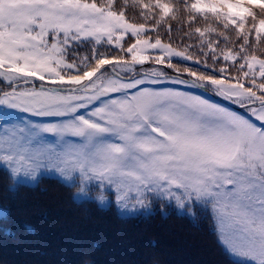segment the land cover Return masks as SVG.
Wrapping results in <instances>:
<instances>
[{
  "label": "snow or ice",
  "instance_id": "6c2138e0",
  "mask_svg": "<svg viewBox=\"0 0 264 264\" xmlns=\"http://www.w3.org/2000/svg\"><path fill=\"white\" fill-rule=\"evenodd\" d=\"M0 166L198 205L264 264V0H0Z\"/></svg>",
  "mask_w": 264,
  "mask_h": 264
},
{
  "label": "trees",
  "instance_id": "16d2710c",
  "mask_svg": "<svg viewBox=\"0 0 264 264\" xmlns=\"http://www.w3.org/2000/svg\"><path fill=\"white\" fill-rule=\"evenodd\" d=\"M17 179L35 186L8 191ZM66 183L46 170L35 180L13 178L0 166V264H233L198 205L179 209L154 199L137 210L146 214H128L113 192L101 204L95 185L84 197L78 183Z\"/></svg>",
  "mask_w": 264,
  "mask_h": 264
}]
</instances>
